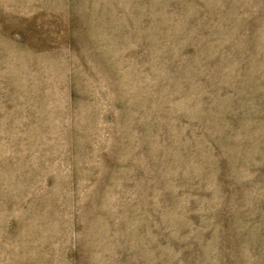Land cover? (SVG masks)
Instances as JSON below:
<instances>
[{
	"label": "rangeland",
	"instance_id": "rangeland-1",
	"mask_svg": "<svg viewBox=\"0 0 264 264\" xmlns=\"http://www.w3.org/2000/svg\"><path fill=\"white\" fill-rule=\"evenodd\" d=\"M0 264H264V0H0Z\"/></svg>",
	"mask_w": 264,
	"mask_h": 264
}]
</instances>
